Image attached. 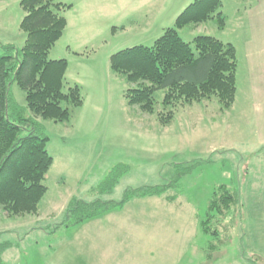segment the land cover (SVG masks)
I'll list each match as a JSON object with an SVG mask.
<instances>
[{
  "label": "rangeland",
  "instance_id": "1",
  "mask_svg": "<svg viewBox=\"0 0 264 264\" xmlns=\"http://www.w3.org/2000/svg\"><path fill=\"white\" fill-rule=\"evenodd\" d=\"M19 1L0 0V53L7 52L5 44L20 48L24 42ZM60 1L71 7L48 55L66 59V82L80 86L82 105L71 109L67 122L33 117L48 136L47 189L36 214L0 211V242L10 243L3 264H264V58L253 65L248 47L250 13L264 15V4L222 0L223 29L210 19L178 30L186 41L211 35L233 44L236 92L226 109L213 96L180 106L161 124L155 114L127 104L123 92L131 84L110 67L114 52L151 46L161 35L162 20L142 19L146 0ZM180 4L184 0L166 16L167 26L186 7L172 18ZM9 92L22 114L32 115L15 81ZM155 98L161 100V90ZM117 165L109 188L105 181ZM185 166L180 185L166 193L173 199L133 196L77 224L57 226L71 198L120 201L127 188L165 184ZM220 184L239 192L241 206L229 241L211 255L199 220Z\"/></svg>",
  "mask_w": 264,
  "mask_h": 264
},
{
  "label": "trees",
  "instance_id": "2",
  "mask_svg": "<svg viewBox=\"0 0 264 264\" xmlns=\"http://www.w3.org/2000/svg\"><path fill=\"white\" fill-rule=\"evenodd\" d=\"M24 12L19 27L25 33L20 48L12 44L0 53V211L10 216L36 214L38 203L46 192L43 183L52 163L46 148L48 136L33 117L67 122L71 109L82 105L81 88L65 79V58H49V52L66 27L65 10L71 4L60 0H20ZM222 0H194L166 27L151 46L133 45L110 56V67L131 84L123 92L129 105L155 114L161 124L168 123L183 105L215 97L220 109L233 103L236 92V54L233 44L211 35H197L184 40L178 30L188 24L214 20L223 29ZM14 51L13 54L11 51ZM15 81L24 92L25 117L22 108L10 96L9 86ZM162 91L157 101L156 91ZM159 104V106H158ZM158 108V109H157ZM120 165L105 184L111 188ZM188 167L167 183L127 188L120 201L71 198L64 208V220L57 226L77 224L122 206L131 197L168 195L178 187V178ZM241 206L237 190L220 184L214 188L205 216L199 220L200 231L209 237L206 250L211 255L227 244L232 217ZM9 242H0V264Z\"/></svg>",
  "mask_w": 264,
  "mask_h": 264
},
{
  "label": "crops",
  "instance_id": "3",
  "mask_svg": "<svg viewBox=\"0 0 264 264\" xmlns=\"http://www.w3.org/2000/svg\"><path fill=\"white\" fill-rule=\"evenodd\" d=\"M179 1L180 0H146L145 6L147 7L144 9L142 19H156L157 21L162 20L159 22L162 23V25L164 26L162 28L163 31L166 27H168L167 25L169 24L167 23L166 16L168 15V13H171L173 5H175V3H179ZM187 1L188 0H184V4H180L178 9L176 10V13L174 14L173 10V14H170V16L173 18L175 15H177L183 7L187 6ZM255 1H257V5L264 4V0ZM253 12L250 13L251 17H249V25L250 27H252V29L250 28V35H248V47L250 48V61H252V64L256 66L258 64V57L264 58V15H256L253 14ZM164 198L166 200H169V197H166V195H164Z\"/></svg>",
  "mask_w": 264,
  "mask_h": 264
}]
</instances>
